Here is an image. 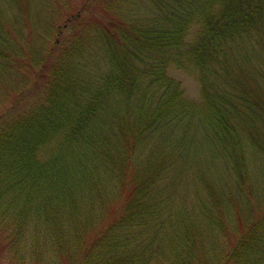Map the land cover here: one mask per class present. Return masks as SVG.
<instances>
[{
	"label": "trees",
	"instance_id": "obj_1",
	"mask_svg": "<svg viewBox=\"0 0 264 264\" xmlns=\"http://www.w3.org/2000/svg\"><path fill=\"white\" fill-rule=\"evenodd\" d=\"M53 1L0 0V264H264V0Z\"/></svg>",
	"mask_w": 264,
	"mask_h": 264
},
{
	"label": "rangeland",
	"instance_id": "obj_2",
	"mask_svg": "<svg viewBox=\"0 0 264 264\" xmlns=\"http://www.w3.org/2000/svg\"><path fill=\"white\" fill-rule=\"evenodd\" d=\"M35 3L32 5V11L33 13L38 12V10H40V8H42V4L44 6L46 5H53V6H58L60 5L59 3H56L53 0H33ZM70 3H76L77 0H68ZM47 8H49L48 6H46ZM165 31H174V29H164ZM178 69H175L174 67H170V69L168 70L169 75H171V77H175L182 83V86L184 88V90L186 91V94L188 95V97H196L197 95V91L198 89H193V87L191 85H193V81L190 78H187L186 74L183 72H178ZM189 89V90H188Z\"/></svg>",
	"mask_w": 264,
	"mask_h": 264
}]
</instances>
